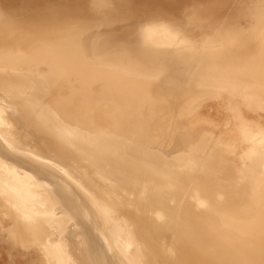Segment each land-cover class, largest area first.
Instances as JSON below:
<instances>
[{"label": "bare ground", "instance_id": "1", "mask_svg": "<svg viewBox=\"0 0 264 264\" xmlns=\"http://www.w3.org/2000/svg\"><path fill=\"white\" fill-rule=\"evenodd\" d=\"M38 3L0 6V260L264 264V0L130 40L128 0Z\"/></svg>", "mask_w": 264, "mask_h": 264}, {"label": "rangeland", "instance_id": "2", "mask_svg": "<svg viewBox=\"0 0 264 264\" xmlns=\"http://www.w3.org/2000/svg\"><path fill=\"white\" fill-rule=\"evenodd\" d=\"M3 1V2H2ZM5 1V2H4ZM12 1V2H11ZM0 0V6L2 7H13L14 9H20L29 5L28 9L34 4V6H40L44 3H38L40 0ZM34 1V2H33ZM48 1V0H44ZM69 1V0H68ZM130 3L127 9L122 10L118 13V21L109 29V33L118 38L124 40H130L133 37L134 32L141 25L142 22L150 19H170V24H179L185 26L186 15L191 11L195 10L201 14L209 16L212 23L220 22L223 20H230L234 17L239 16L245 10V6L251 0H128ZM138 1V2H137ZM19 2L21 4H19ZM30 2V4H29ZM71 2V1H70ZM147 2V3H146ZM25 3V4H24ZM39 5H37V4ZM146 3V5L144 4ZM150 5H152L150 7ZM164 5V6H163ZM18 6V7H15ZM133 6L135 8H133ZM138 7V8H137ZM163 8V9H162ZM167 8V9H166ZM151 9V10H150ZM170 9V10H169ZM27 10V8H26ZM169 10V11H168ZM136 11L138 13H136ZM95 15H91V20L96 19ZM94 18V19H93ZM206 26L205 28H208ZM192 33H197V30L191 29ZM201 115L205 120L211 123L215 128L223 131L226 113L223 106L221 105L220 96H211L205 99L200 108ZM244 118L247 120H262L259 115L252 114L249 110L243 109L241 111ZM264 121V120H262ZM46 144L50 146V140L46 141ZM261 148V147H260ZM30 262H34L36 259V252L31 251L28 257ZM18 262H21L20 260ZM0 264H8L6 258L0 260Z\"/></svg>", "mask_w": 264, "mask_h": 264}]
</instances>
